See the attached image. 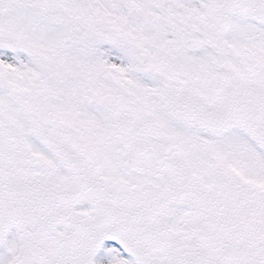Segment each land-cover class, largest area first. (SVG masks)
Returning <instances> with one entry per match:
<instances>
[{
  "label": "snow or ice",
  "instance_id": "6c2138e0",
  "mask_svg": "<svg viewBox=\"0 0 264 264\" xmlns=\"http://www.w3.org/2000/svg\"><path fill=\"white\" fill-rule=\"evenodd\" d=\"M0 264H264V0H0Z\"/></svg>",
  "mask_w": 264,
  "mask_h": 264
}]
</instances>
